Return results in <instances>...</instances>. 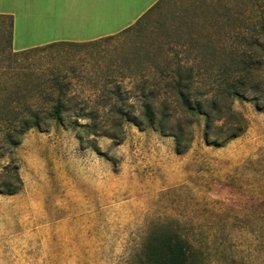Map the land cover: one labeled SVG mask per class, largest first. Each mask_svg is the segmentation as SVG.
<instances>
[{
	"label": "rangeland",
	"instance_id": "obj_1",
	"mask_svg": "<svg viewBox=\"0 0 264 264\" xmlns=\"http://www.w3.org/2000/svg\"><path fill=\"white\" fill-rule=\"evenodd\" d=\"M200 3L162 0L138 30L21 61L40 80L58 70L71 83L76 110H86L64 113L62 123L44 119L13 151L21 188L0 193V264H139L144 243L164 231L187 242L192 264H264V62L244 96L220 94L205 103L214 111L209 139L217 144L205 140L202 117L193 122L163 91L157 118L165 101L172 118L162 131L141 118L138 128L112 115L121 106L140 117V89H162L155 49L185 31L196 33L194 24L180 32V17ZM13 17L12 49L32 47L38 32L24 26L22 13ZM186 49L188 64L196 66L197 51ZM1 61L8 70V60ZM210 70L203 80L215 91L214 77L223 71ZM117 86L119 96L102 95ZM229 107L242 118H232ZM91 108L98 117L90 128L72 125L76 116L80 124L89 122ZM177 129L185 141L180 153L172 136Z\"/></svg>",
	"mask_w": 264,
	"mask_h": 264
},
{
	"label": "trees",
	"instance_id": "obj_2",
	"mask_svg": "<svg viewBox=\"0 0 264 264\" xmlns=\"http://www.w3.org/2000/svg\"><path fill=\"white\" fill-rule=\"evenodd\" d=\"M162 0L157 1L132 26L120 33L101 39H109L127 32L131 28L137 30L148 21L149 14L158 7ZM190 16L180 17L181 29L194 24L195 32L192 36L185 31L179 34L175 41L164 43L166 48L155 49L154 56L159 59L153 65L157 70L158 81L162 83L161 90L145 91L140 89L141 103L140 117L124 107H114L113 117L133 123L140 128L144 120L148 128L164 130L172 118L169 102L161 103L158 113L156 100L163 91L167 98H173L175 105L183 111L193 122L198 118L204 120V136L210 144H217L210 140V134L215 125L214 111L205 110L208 101L216 102L221 94L223 97L234 99L242 97L247 81L257 78L258 68L264 59V0H201ZM189 17V18H187ZM14 21L12 15L0 14V161L7 154L12 157L13 151L20 144L22 136L32 128L43 127L44 119L56 120L62 123V115L75 108L77 114H82L86 108L76 110L74 98L69 96L70 81H64L56 69H49V78L40 80L36 70L31 65H21V61L34 55L47 53L57 47H82L101 40L89 42H53L19 51L12 49ZM175 45H180L176 49ZM197 51L199 67L188 64L186 46ZM244 46L245 49H239ZM258 53L259 56H255ZM262 56V57H261ZM1 60H8L5 66ZM222 69L219 77H214L216 90L206 88L203 75L210 72L212 67ZM3 69V70H1ZM12 69V70H10ZM11 73L10 78L5 74ZM101 73V72H99ZM6 74V75H7ZM98 73H94L97 75ZM104 74V73H103ZM224 74V75H223ZM9 82L7 85L5 83ZM146 82V81H145ZM116 91H101L103 94L119 96L120 87ZM155 100V101H154ZM253 100V99H252ZM232 118H242L228 108ZM87 117L89 122L78 123L79 116L73 121L74 126L90 128L91 120L98 117V111L91 108ZM141 118V120L139 119ZM241 121V120H240ZM239 121V122H240ZM175 141V151L182 152L185 148L182 130L172 131ZM240 131H234L237 136ZM6 148V149H5ZM21 188V179L15 159L0 163V193L12 195ZM139 264H192L188 252L187 242L174 231H164L154 235L144 243Z\"/></svg>",
	"mask_w": 264,
	"mask_h": 264
},
{
	"label": "crops",
	"instance_id": "obj_3",
	"mask_svg": "<svg viewBox=\"0 0 264 264\" xmlns=\"http://www.w3.org/2000/svg\"><path fill=\"white\" fill-rule=\"evenodd\" d=\"M157 1L0 0V14L22 13L24 26L38 32L39 38L31 44L35 47L53 42H89L115 35L132 26Z\"/></svg>",
	"mask_w": 264,
	"mask_h": 264
}]
</instances>
